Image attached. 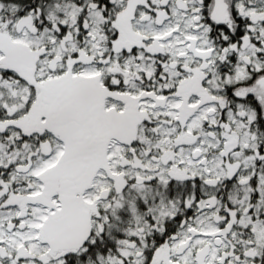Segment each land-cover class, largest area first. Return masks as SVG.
<instances>
[{"label":"snow or ice","instance_id":"snow-or-ice-1","mask_svg":"<svg viewBox=\"0 0 264 264\" xmlns=\"http://www.w3.org/2000/svg\"><path fill=\"white\" fill-rule=\"evenodd\" d=\"M0 264H264V0H0Z\"/></svg>","mask_w":264,"mask_h":264}]
</instances>
